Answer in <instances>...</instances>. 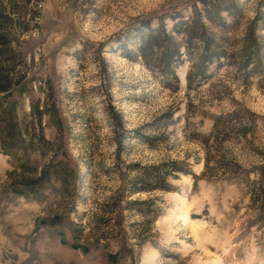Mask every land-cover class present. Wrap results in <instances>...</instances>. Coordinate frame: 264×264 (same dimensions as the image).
<instances>
[{
	"label": "rangeland",
	"instance_id": "374dc122",
	"mask_svg": "<svg viewBox=\"0 0 264 264\" xmlns=\"http://www.w3.org/2000/svg\"><path fill=\"white\" fill-rule=\"evenodd\" d=\"M0 83V264H264V0H0Z\"/></svg>",
	"mask_w": 264,
	"mask_h": 264
},
{
	"label": "trees",
	"instance_id": "16d2710c",
	"mask_svg": "<svg viewBox=\"0 0 264 264\" xmlns=\"http://www.w3.org/2000/svg\"><path fill=\"white\" fill-rule=\"evenodd\" d=\"M237 3V2H236ZM189 23V24H188ZM188 25V29L186 30V34L188 36V38L190 40H193L195 37L197 38V36L202 38V43L204 45V47L206 49H209L210 47V43H214L213 45L215 46V49H217L218 47V51L216 50L215 52H217L218 56L221 55H225V48L223 47V44L225 42V38L223 36L220 37L219 41H212L211 39H209L208 37L204 36L203 31H204V26L202 24V22L200 21L198 16L193 17L190 21L186 22L184 25ZM256 21H253L250 28H249V32L248 34L245 36L244 42H243V48L240 51V53L238 55H232V57H239L237 58V60L241 61V63H244L245 65L249 64V62L251 60H254L257 64H260L262 62V58H260L258 55V52L256 51V49L258 48V43H257V37L255 35V28H256ZM172 38L169 34H165L164 31L162 30V28H156L154 31H152L151 33H149L145 38H143L141 40V44L138 47L137 50H143L144 52L146 51H150L151 49H156L158 48L163 42L165 41H170ZM212 45V46H213ZM165 49H163V52L167 55H169L171 53V51H164ZM221 51V52H219ZM171 55V54H170ZM226 56V55H225ZM220 57V56H219ZM8 89V86L5 85L4 83H0V92H4ZM53 117L56 118L58 124H60L59 119H57V112H56V108L55 106H53ZM218 125L214 126V130L217 129ZM232 129L230 127H226L224 128V131L221 132H226L227 130ZM219 136V135H217ZM216 136V139H217ZM238 136L240 137H246L247 136V132L245 129L240 128L238 130ZM218 151H220L219 149H217ZM221 161V162H220ZM220 165H223V169H227L229 171L235 170L236 165L231 164V162H227L224 160V158L220 159ZM223 162V163H222ZM172 166H174L173 168H178L176 167L177 163L172 162L171 163ZM208 162L205 163V171L209 170L210 168L208 167ZM163 168V170H161ZM165 168H167L166 166H160V167H150L146 170H149L148 172H144L142 173V175H140L137 178V181L134 183H131V192H136V191H149V190H156L158 188H160L164 182L165 176L166 174H168V172H170V170H166ZM156 173H158L157 177H154L152 174L157 171ZM172 172L174 171L173 169H171ZM179 170V169H176ZM211 170V169H210ZM181 172V171H180ZM258 183L256 186H253L250 188V194L252 196V201L253 202H257L260 204V207L262 210H264V165L261 166L259 172H258ZM163 189L165 190H170V188L168 189L167 187H163ZM143 204H148L149 202L147 201H141ZM139 202V203H141ZM149 206V204L147 205ZM147 209H149V207H147Z\"/></svg>",
	"mask_w": 264,
	"mask_h": 264
}]
</instances>
